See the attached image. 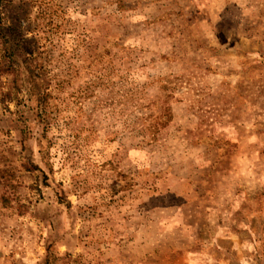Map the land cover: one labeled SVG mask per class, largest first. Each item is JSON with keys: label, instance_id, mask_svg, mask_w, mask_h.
Returning <instances> with one entry per match:
<instances>
[{"label": "rangeland", "instance_id": "1", "mask_svg": "<svg viewBox=\"0 0 264 264\" xmlns=\"http://www.w3.org/2000/svg\"><path fill=\"white\" fill-rule=\"evenodd\" d=\"M9 1L0 264H264V0Z\"/></svg>", "mask_w": 264, "mask_h": 264}, {"label": "trees", "instance_id": "2", "mask_svg": "<svg viewBox=\"0 0 264 264\" xmlns=\"http://www.w3.org/2000/svg\"><path fill=\"white\" fill-rule=\"evenodd\" d=\"M9 0H0V72H14L15 68L19 66L17 62L14 60L15 48H19V42L16 43V47L9 46L10 38L8 37V30L6 28V6L9 4ZM32 53H27V55H31ZM18 85L15 83L13 89L15 92L13 94L18 93ZM18 89V90H17ZM12 91L9 92V95ZM14 99V98H13Z\"/></svg>", "mask_w": 264, "mask_h": 264}]
</instances>
